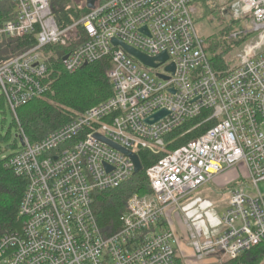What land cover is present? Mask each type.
Masks as SVG:
<instances>
[{"label": "built area", "instance_id": "1", "mask_svg": "<svg viewBox=\"0 0 264 264\" xmlns=\"http://www.w3.org/2000/svg\"><path fill=\"white\" fill-rule=\"evenodd\" d=\"M199 1L109 0L61 29L50 0H0L11 8L10 18L0 21V40L36 39L34 47L0 65V91L24 143L6 166L26 181L23 226L0 238V264H180L177 256L191 264L178 253L176 218L184 223L195 261L219 253L237 259L264 241V0H233V17L249 21L252 29L245 31L254 40L239 64L223 73L213 70L195 30ZM114 40L150 58L167 53L168 61L148 67ZM52 45L70 47L62 60L69 74L110 59L114 94L32 143L17 111L49 92L50 57L43 52ZM171 65L174 73L167 71ZM161 111L168 116L146 123ZM203 112L216 125L150 167V194L131 196L121 229L105 235L95 197L122 189L135 165L96 135L137 155L158 156L172 132ZM239 165L246 170L241 179L251 184L235 188L220 218L210 201L192 198Z\"/></svg>", "mask_w": 264, "mask_h": 264}, {"label": "trees", "instance_id": "2", "mask_svg": "<svg viewBox=\"0 0 264 264\" xmlns=\"http://www.w3.org/2000/svg\"><path fill=\"white\" fill-rule=\"evenodd\" d=\"M107 1L109 0H99L98 4ZM213 1L201 0L198 4L203 3L202 7L209 8L207 3ZM50 4L54 18L61 29L75 24L91 11L86 6L79 5L76 0H50ZM206 10L208 11L207 8ZM10 12L11 8L7 5L0 6V21L10 18L7 16ZM247 38H243L244 42ZM35 45L34 36L3 38L0 40V65ZM237 45L240 46V42H237ZM69 48L58 45L45 48L44 55L50 57L49 74L46 79L50 90L43 97L33 100L17 111L22 129L32 143L41 141L49 133L75 120L79 114L107 101L114 94V88L107 75L112 68L111 60L107 58L91 63L77 73L69 74L64 70L62 62ZM205 50L211 55V64L216 73L229 70L231 62L227 59L234 50L227 44L209 38L205 43ZM208 115V112H203L197 119L187 122L172 132L166 139L168 146L162 155L154 156L146 151L139 152L143 171L135 175L122 189L97 193L94 210L98 225L105 235L111 236L121 229L122 218L127 212V203L131 196L150 194L147 179V171L150 167L216 125L214 122H206ZM6 165L7 160L0 162V238L21 231L23 219L19 215V210L26 190V181L16 176ZM177 259L183 264L180 256H177ZM224 264H264V241L239 258L228 259Z\"/></svg>", "mask_w": 264, "mask_h": 264}, {"label": "rangeland", "instance_id": "3", "mask_svg": "<svg viewBox=\"0 0 264 264\" xmlns=\"http://www.w3.org/2000/svg\"><path fill=\"white\" fill-rule=\"evenodd\" d=\"M76 1L79 5L86 6V0ZM233 3V0H214L212 3H207L210 6L209 8L206 6L208 11L205 6H203L205 9L199 6L197 8L198 10L196 9L194 17L195 30L200 39L207 43L208 39L212 38L214 41L227 44L230 49L234 50L233 54L229 55L227 59L231 62L229 70L239 64L240 55L244 47L254 40V35L245 31L247 28L252 29V26L248 23L249 21L236 20L233 17L231 10ZM223 8H226V13L223 12ZM234 35L236 36L232 37ZM246 37L248 38L244 42L243 38L245 39ZM237 42H240L241 45L238 46ZM19 137L20 129L17 125L16 117L10 110L0 91V162L14 155L22 148ZM167 146L168 143L166 142ZM166 147L160 155L165 152ZM241 175H246L244 166L239 165L234 167L232 170L218 176L213 182L198 190L193 194L192 198H201L210 201L213 205L212 214L220 218L228 209L229 201L235 188H238L242 184H251L247 179H241ZM260 188L264 192V185L261 184ZM171 220L182 238L181 246L184 244L185 248L189 249L190 243L184 223L180 218ZM190 251V253H185V256L191 264H224L228 260L224 255L219 253L206 260L195 261L192 249Z\"/></svg>", "mask_w": 264, "mask_h": 264}, {"label": "water", "instance_id": "4", "mask_svg": "<svg viewBox=\"0 0 264 264\" xmlns=\"http://www.w3.org/2000/svg\"><path fill=\"white\" fill-rule=\"evenodd\" d=\"M98 2H99V0H86V8L89 10H94ZM143 31L145 32L146 29H143ZM113 44L115 46H121L129 55L135 57L136 59L141 61L143 64H145L146 66L151 67V68H157L159 66V64H156L157 61L160 62L161 64L168 61L167 53H163L160 56H158L157 58H150V57L138 52L137 50L131 48L130 46H128L124 43H121L117 40H114ZM67 58H68V56H66L63 60H66ZM87 66L88 65L85 64L84 68ZM167 71L174 73L175 72V66L174 65L169 66L167 68ZM162 79L168 80L169 78L162 77ZM166 116H168V112L167 111H161V112L155 114L151 119H147L146 123L150 124V125L155 124V123L159 122L160 120L164 119ZM96 138L99 139L100 141L104 142L105 144H107L111 148L119 151L120 153H122L125 156H127L128 158H130L131 161L135 165V175H137L143 171V165H142L141 160L137 154L122 148L121 146L105 139L104 137H102L100 135H96ZM19 140L21 142V146L24 147V143H23V140L21 137H19Z\"/></svg>", "mask_w": 264, "mask_h": 264}, {"label": "crops", "instance_id": "5", "mask_svg": "<svg viewBox=\"0 0 264 264\" xmlns=\"http://www.w3.org/2000/svg\"><path fill=\"white\" fill-rule=\"evenodd\" d=\"M202 5H204L203 3H200V4H197L196 5V8H198L199 6H200V8H202ZM198 10V9H197ZM190 249V248H189ZM189 249H186L185 248V246H184V244H182V246H181V248L179 249V255H181V256H184L185 255V253L187 254L188 252L190 253L191 251V249L189 250ZM185 250V251H184Z\"/></svg>", "mask_w": 264, "mask_h": 264}]
</instances>
